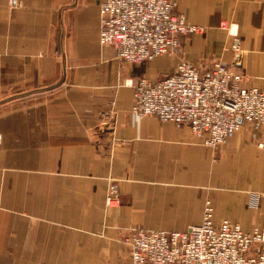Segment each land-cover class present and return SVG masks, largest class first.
Instances as JSON below:
<instances>
[{
    "label": "crops",
    "instance_id": "obj_1",
    "mask_svg": "<svg viewBox=\"0 0 264 264\" xmlns=\"http://www.w3.org/2000/svg\"><path fill=\"white\" fill-rule=\"evenodd\" d=\"M9 1L0 0V264H120L128 230H185L208 199L217 220L245 231L264 223V197L250 204L264 192L250 122L214 150L188 124L130 114L136 81L174 74L182 59L208 69L220 58L264 88V0H176L205 31L182 35L175 58L140 65L100 42L104 0ZM113 179L120 200L107 206Z\"/></svg>",
    "mask_w": 264,
    "mask_h": 264
},
{
    "label": "built area",
    "instance_id": "obj_2",
    "mask_svg": "<svg viewBox=\"0 0 264 264\" xmlns=\"http://www.w3.org/2000/svg\"><path fill=\"white\" fill-rule=\"evenodd\" d=\"M22 7V0H10ZM178 12L176 0H104L100 4V42L113 46L120 59L141 63L180 51L182 35L204 32ZM231 49L240 60L241 38L234 35ZM236 63V64H237ZM248 75L220 58L204 69L182 59L174 74L135 83L133 119L148 115L188 124L203 143L214 150L248 121L264 148V88L248 87ZM116 184L107 194L110 206ZM264 192H252L257 207ZM131 264H264V223L252 231L228 218L217 220L212 201H206L203 220L185 230L133 227L125 238Z\"/></svg>",
    "mask_w": 264,
    "mask_h": 264
},
{
    "label": "rangeland",
    "instance_id": "obj_3",
    "mask_svg": "<svg viewBox=\"0 0 264 264\" xmlns=\"http://www.w3.org/2000/svg\"><path fill=\"white\" fill-rule=\"evenodd\" d=\"M225 25V24H224ZM224 27V26H223ZM225 28V27H224ZM99 39H100V35H99ZM177 54L178 53H174V54H171V55H169V54H165V55H168L169 57H176L177 56ZM151 61V60H150ZM144 62H147V61H143V63ZM142 63V62H141ZM141 63H134V64H141ZM241 71V70H240ZM243 72V71H242ZM143 76V75H142ZM163 76H165V75H160V76H157L156 77V80H158L159 78H161V77H163ZM42 93V92H41ZM41 93H38V94H31L29 97H26L25 98V100H27L28 101V104L29 103H33V101L34 100H40V95H41ZM43 93H45V92H43ZM24 102V101H23ZM106 122H109V121H106ZM112 122V121H111ZM110 124V123H109ZM2 136H1V134H0V138H1ZM219 150V149H218ZM113 184H116L117 185V187H118V191L116 192V193H114L115 195H114V199H112V201H111V205L110 206H114L115 204H117L118 202H119V200H120V187H119V183L117 182V180L116 179H113L112 181H111V183H110V186H109V189H110V187H111V185H113ZM108 189V190H109ZM252 193V192H251ZM107 194H108V191H107ZM106 204H107V197H106ZM107 206H109L108 204H107ZM137 227V226H136ZM139 227V226H138ZM131 230H132V228L130 229V230H126L127 232L126 233H130L131 232ZM128 235H123L122 236V238H123V242H125L126 243V241H125V238L127 237ZM126 247H125V254L121 257V262H120V264H131V262H130V259H129V257H130V248H129V245L126 243ZM128 247V248H127Z\"/></svg>",
    "mask_w": 264,
    "mask_h": 264
}]
</instances>
